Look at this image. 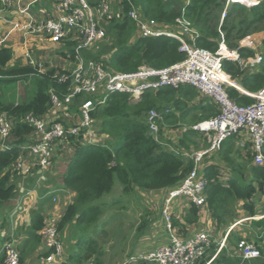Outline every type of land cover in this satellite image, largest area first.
<instances>
[{
    "label": "trees",
    "instance_id": "16d2710c",
    "mask_svg": "<svg viewBox=\"0 0 264 264\" xmlns=\"http://www.w3.org/2000/svg\"><path fill=\"white\" fill-rule=\"evenodd\" d=\"M148 18L159 23L173 26L176 19L183 17L190 23L196 35L187 42L196 47L215 51L218 46L220 32L226 45L237 50L241 58L254 56V51L245 43L257 40L259 36L262 54L261 62L254 69H245L239 63L224 60V72L242 89L255 92L264 85V0L249 7L232 3L221 20L225 0H132ZM85 59L100 61L105 67L121 71H136L142 65L163 68L180 62L185 53L179 50V42L168 37H138L135 35V24L127 19H111L106 25L104 40L98 45L82 52ZM71 55L74 53L71 51ZM11 50L0 48V85L3 82L19 78H32L31 94L20 101L5 102L0 90V113L13 118V128L7 140V149H0V207L8 203L15 194V185L10 182V166L20 154L27 150L22 147L29 141L32 127L21 121L27 113L43 117L51 107L50 94L55 93L59 99L67 93L68 83L58 80L68 71L48 67L38 71L30 65L12 63ZM1 87V86H0ZM229 97L240 105L252 103L253 99L232 86L226 87ZM196 94L191 86L182 85L177 88L146 90L135 100L128 94L114 93L108 97L104 105L92 111L91 115L99 121L100 133L106 136V144H86L73 141L74 152L69 164L62 173L61 181L65 188L75 193L74 201L63 216V222L79 211L78 222L94 221L101 214V207L94 204L102 195L109 192L116 179L124 192L134 188L143 190H160L175 187L192 168V161L162 144V135L154 136L145 122L148 110L169 109L181 111V119L190 118L198 123L217 113L216 107L206 101L199 109L200 118L189 116L193 110L185 106V102ZM206 98V97H204ZM80 99H76L72 107H77ZM208 102V103H207ZM160 111V110H158ZM172 113V114H171ZM259 167V166H258ZM253 169L255 178L262 185V169ZM216 170L209 168L204 177V204L212 212L216 220L223 216L237 200H246L254 192L252 185L238 184L237 180L220 181ZM98 203V202H96ZM247 207V203H244ZM254 213V210H251ZM199 207L192 205L186 218L196 220ZM42 216L33 220L34 230L43 227ZM37 238V236H33ZM91 248L85 251L88 257Z\"/></svg>",
    "mask_w": 264,
    "mask_h": 264
},
{
    "label": "built area",
    "instance_id": "2783aa9c",
    "mask_svg": "<svg viewBox=\"0 0 264 264\" xmlns=\"http://www.w3.org/2000/svg\"><path fill=\"white\" fill-rule=\"evenodd\" d=\"M256 2L225 0L220 18L222 20L225 17L232 3L249 7ZM0 3L6 7L10 5V0H0ZM115 18L131 20L138 37L163 36L177 40L179 50L185 53L184 59L163 68L142 65L132 72L117 71L105 67L100 61L85 59L83 50L95 47L104 39L106 25ZM22 29L40 33L54 43L73 39L74 66L59 76V81L68 83L67 93L61 99L55 93L50 94L51 107L45 116L27 113L22 117L21 121L32 127L29 141L22 147L27 151L17 157L9 171L26 176L38 168L49 169L58 153H63V147H73L72 140L95 144L97 140L94 136L96 133L100 135V128L97 127L99 121L91 113L104 105L114 93H125L135 100L146 90L189 85L216 105L217 113L214 116L192 125V129L204 134L208 147L193 152L192 168L179 184L169 189L164 198L161 217L169 235L168 241L140 257L155 264H197L213 244L212 239L203 231L185 239L174 234L170 202L173 198L183 196L198 207L204 204L207 180L198 172L202 156L218 150L228 137L247 132L254 151L253 163L262 169L261 189L264 194V85L255 92L244 91L253 99L252 103L237 104L229 97L226 87H238V84L222 68L223 61L229 60L245 69H254L262 60V54L257 52L261 37L257 38L259 41L249 40L245 43L244 46L254 51V56L243 59L237 50L227 47L220 32L218 46L212 52L187 42L188 38H194L196 32L183 17L176 19L173 26L159 23L146 17L132 0H53L50 15L39 21H29L22 25ZM25 54L30 64L41 71L42 68L31 59L29 53ZM78 98L79 104L74 109L72 105ZM162 117L161 111L154 108L148 110L145 122L152 134L158 132V122ZM13 125L12 117L0 113V149L8 148L6 143ZM53 201H56V197H53ZM43 223L39 234L47 254L41 260L53 263L60 259L63 245L58 238L56 221L44 218ZM5 236L0 264H22L14 231L10 229V233ZM235 251L242 260L261 256L258 246L243 239L237 241Z\"/></svg>",
    "mask_w": 264,
    "mask_h": 264
},
{
    "label": "crops",
    "instance_id": "0c3cea01",
    "mask_svg": "<svg viewBox=\"0 0 264 264\" xmlns=\"http://www.w3.org/2000/svg\"><path fill=\"white\" fill-rule=\"evenodd\" d=\"M52 2L53 0H10V5L6 7L0 3V48L7 47L11 50L12 63L33 67L25 54L27 52L31 59L40 65L41 70L48 67L58 70L73 68V39L54 43L40 33L22 29V25L29 21H39L50 15ZM48 45L57 48L59 46V49H53V53L50 51L46 54ZM33 52L37 57H33ZM44 53L46 58L42 57ZM235 88L245 94L246 90L239 85ZM206 101L210 100L197 92L188 99L185 102L186 109H193L189 116L200 118L202 112L199 109ZM210 103L216 107L212 101ZM73 108L71 107L72 110ZM158 110L163 115L158 123L162 126V144L166 149L192 161L193 152L208 147L204 134L192 129L195 123L191 122L190 118L181 119L179 109L170 108L174 117L166 115L169 114V109L164 106ZM105 138L106 136L100 133V142L95 144H106ZM74 148L73 146L67 149L66 159H63L59 152L52 161L54 163L60 160L65 163L62 167L59 166V170V167L53 166L45 170L35 167V170L26 176L10 171V182L15 185V194L8 203L0 207V233L7 227L14 231L22 264H155L140 257L168 241L169 235L162 221L161 209L171 188H134L130 192H124L120 185L117 193L125 198L118 202L113 201V198L101 200V197L96 201L98 203L94 202L100 205L101 214L90 224L85 221L78 222L79 211L63 222V216L67 207L73 203L75 193L64 187L61 176L69 164ZM253 155L250 137L247 132L242 131L225 139L218 150L204 154L199 161L198 172L203 176L209 168H214L220 181L237 180L238 184H250L254 187L251 197L244 201L237 200L223 216V220H216L205 204L199 207L196 220H188L186 216L194 204L183 196L171 200L174 234L185 239L203 231L212 239L213 244L197 264H264V194L262 185H259L253 173V169L258 167L253 163ZM53 197H56V201H53ZM244 203H247V207ZM249 206L254 213L249 212ZM127 209L139 211L129 216ZM37 215L42 216L43 220L49 218L56 221L63 250L60 259L53 263L41 260L47 251L42 245L39 231L36 232L32 228ZM103 218L108 220L102 233L92 234L90 228L94 233L95 226L101 227L103 224L99 222ZM34 235L37 238L33 237ZM5 237L0 238V241ZM241 239L258 246L261 256L251 260L238 257L235 245ZM88 247L91 248V253L84 257Z\"/></svg>",
    "mask_w": 264,
    "mask_h": 264
},
{
    "label": "rangeland",
    "instance_id": "374dc122",
    "mask_svg": "<svg viewBox=\"0 0 264 264\" xmlns=\"http://www.w3.org/2000/svg\"><path fill=\"white\" fill-rule=\"evenodd\" d=\"M186 1V0H185ZM222 14V11H221V13H220V15ZM104 39H102L101 41H99L98 43H97V45L100 43V42H102ZM51 47V49H49ZM47 49H48V51H46L47 53L46 54H49L50 53V51L52 50L53 52H54V50L53 49H55V50H57V49H59V46H58V48L57 47H53V46H47ZM51 51V52H52ZM52 52V53H53ZM33 54V57H35L36 55V53L35 52H33L32 53ZM46 54L44 53V55H42V57H47L46 56ZM37 57V56H36ZM1 87H0V90H1V95H2V99L5 101V102H11V101H14V102H16V101H20V100H22V99H25V98H27L30 94H31V92H32V90H33V79L32 78H29V79H26V78H19V79H12V80H8V81H6V82H3L1 85H0ZM159 124V123H158ZM160 125V124H159ZM162 129V126L160 125L159 126V129H158V132H156V133H154L153 132V134L152 135H154V136H157V135H159V132H161V129ZM100 133V132H99ZM99 138H100V135L98 134V133H96L95 134V136H94V139L95 140H97V142H100V140H99ZM101 141H103V139L101 140ZM68 145H66L65 147H63L62 148V158L63 159H66V157L68 156V153H67V149H69V148H66ZM57 161V160H56ZM54 161V163H52V166L53 167H59V166H63V164L65 165V163H63V162H61L60 160L59 161ZM61 167H59L58 168V170L61 168ZM56 169V168H55ZM120 186V183L116 180V179H114V183H113V187L111 188V190L108 192V193H105L104 195H102V198H101V200H106V199H110V198H113V199H111L110 201H118V202H121L124 198H125V196H122V195H119L118 193H117V189H118V187ZM121 188V187H120ZM112 201V202H113ZM130 203H128V205H129ZM124 207H125V205H124ZM127 211H128V209H127ZM137 211H139V210H137ZM137 211H128L127 212V215H129V216H131L132 215V213H135V212H137ZM109 218V217H108ZM108 218L106 219V218H103V219H100L99 220V222L101 221V223H103V224H101V227L100 226H95L96 228H95V232L93 233V231H92V229L90 228V230H91V233L92 234H101L102 233V231H103V229H104V226H105V223L107 222V220H108ZM103 225V226H102ZM100 227V228H99ZM94 230V229H93ZM4 232V233H3ZM3 232L2 233H0V238H2L3 239V237L8 233H10V230L8 229V227L7 228H5L4 230H3ZM71 233V232H70ZM3 243H4V240L3 241H0V255H1V253H2V246H3Z\"/></svg>",
    "mask_w": 264,
    "mask_h": 264
}]
</instances>
